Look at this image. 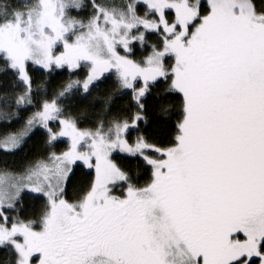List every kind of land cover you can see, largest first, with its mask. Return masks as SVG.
Listing matches in <instances>:
<instances>
[{"label": "snow or ice", "instance_id": "6c2138e0", "mask_svg": "<svg viewBox=\"0 0 264 264\" xmlns=\"http://www.w3.org/2000/svg\"><path fill=\"white\" fill-rule=\"evenodd\" d=\"M0 264H264V0H0Z\"/></svg>", "mask_w": 264, "mask_h": 264}]
</instances>
